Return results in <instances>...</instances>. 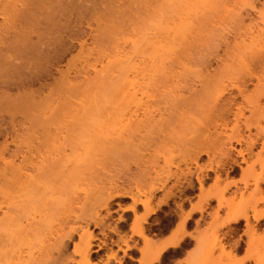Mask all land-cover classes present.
<instances>
[{
    "label": "rangeland",
    "instance_id": "obj_1",
    "mask_svg": "<svg viewBox=\"0 0 264 264\" xmlns=\"http://www.w3.org/2000/svg\"><path fill=\"white\" fill-rule=\"evenodd\" d=\"M168 1L164 0V3L163 0H152V2L150 0H77V9L75 12L72 0H62L60 4L54 1L55 13L53 18L55 26L53 29L55 33L53 36L55 40L66 45V48L69 49L70 46L72 48L69 51L66 49V54L62 56L59 63H57L58 65L54 64L55 69L53 66V68L50 67L54 75L51 76L50 83L55 84H52V88L57 86L58 82L60 83V76L63 75H66V79L72 81L78 75L79 78L77 77V79L79 81L72 85L69 80L70 86L65 81V85L61 87L63 90L65 89L66 94L61 91V93H64V98L62 97L63 100H61L63 112L57 114L61 117L57 116L60 121H58V118V120L56 119V116L50 117L48 115L50 121L55 126H49V131H47L48 135L46 134L48 138L45 141L42 139V144L32 147L33 154H27L26 152L28 151L24 150V145L20 146L17 143L19 149L17 146L16 148L20 150L19 152L23 153L26 151V154L21 153V155L19 153L21 156L18 155V157L22 158L30 155V164L32 163L31 165L34 168L38 166V170H40L39 165H43L42 163L44 161L45 165L48 159H50L48 162L52 160L54 162L59 157L62 158L58 160L59 167L57 168L58 174L56 176L55 173L54 175L47 173L49 176L41 179L39 174L42 171H39L40 173H37V170L33 173L31 172V175L33 174L32 176L36 179L37 177L35 175L38 174L37 176L40 178L37 179V182L41 179L39 180L41 184L38 182L41 187L38 185L40 189H34V191L36 190L34 192V200L37 204L32 205L31 211L27 213L28 219L26 221L34 224L33 226L31 225L32 228H29L30 233H28L27 238H23L27 242L23 243L21 241V243H13L14 241H11L13 243L11 245L8 242L9 238L7 239L5 237L6 235L9 236L8 233H5L9 229L6 228L4 222L5 220L7 222V219L3 218V220L0 218V222L2 223L0 224L2 228H0V264H20L21 262H25L24 264H93L91 254L93 241L96 239V236L94 235L92 226L94 228H101L102 234H104L105 230L115 231V227H110V225L105 223L110 218L113 207L131 210L134 213L131 231L134 235L140 236L147 242V246L140 251L142 258L147 260L149 256H146L147 253L151 254L152 252L155 254L158 250L153 249L148 244V240L143 233L142 223L146 222L147 217L157 212V209L152 205L156 194L163 192L164 197L167 198L177 191L185 197L186 195H193L197 190L200 192L199 203L193 210L200 212L201 216L196 221V225L199 226L201 223H204L205 228L195 237L198 248L188 264H254V261H251L252 258H250V255L253 253L251 247L254 249V238L259 235L262 236L259 233L264 231V221H262L259 227L260 229H257L258 234L252 236L250 229L247 228L243 220H240L238 222L239 224L230 223L228 220L237 212V209L242 210L247 208L244 211H247L248 216H251L252 211L249 207L254 203L255 197H258L260 194V197H264V182L260 183L261 191L259 193H256L253 187V175L261 171L258 169L260 168L257 161L258 155L260 154L259 156H262L263 154L260 160L264 159V151L258 153L261 150L260 146L263 145L261 144L263 139L260 138L262 137L260 134H263L262 132L264 131H261L259 135L258 132H260L259 130H264V99L260 98L261 92L259 94V91L261 90L254 88V83L257 81L254 82V74L251 75L252 78L249 76L253 80H248V76H245L244 73V79L242 77L245 83H249L246 84L247 86L243 85V89L247 87L246 90L249 92H245V95L242 94L249 99H243V95L241 96L237 92V88L235 89L236 85L245 83L241 82L243 80L241 79L240 81L238 77L239 66L235 62L238 51L234 48L233 38L236 37V42H239L240 39L247 37L250 29L254 33L257 27H259L258 29H264V14H262L264 13V0L247 1H251L248 5H252L256 9L254 11L251 10L252 7L250 5V9H248L247 2L245 3L243 1L245 6L241 2L242 0H222L223 4L225 2L227 7L224 9L219 7L222 10L217 9L218 11L200 12L202 10H199V18H203L201 15H204V18L202 19V24L200 22L201 19H199L201 26L198 22L200 29L198 32L196 31V36L198 37L199 35L203 40H197L199 38H195L194 41H190L189 46L184 47V45L181 46L180 44V47L175 49L176 53L174 56L172 55L171 64H169L173 75H170V79L161 80V89L159 87V92L156 91L155 94L153 93V96H156L154 100L158 103L151 102L147 104H153L152 110L157 109L156 114H158V110L161 111L159 112L162 115L161 119L164 116V122L162 120L158 124V128H154L152 132H148L146 129L143 130L144 128L142 129L139 126L141 129L138 127L132 133L130 132L131 134L124 135L125 137L122 140H118L117 143H111L112 139L109 136L111 134L109 133V127L112 128L117 121L115 116L111 117L113 113L104 115L100 119L102 129H106L105 131L109 133V135H106L107 133L105 134V131L102 129L99 128L102 132L96 130V125L91 124L93 121L89 119V114L83 112L87 111L85 110L88 109L87 105L88 107L90 106V97L93 96L92 93L95 88H90L91 82L88 83L86 79L85 82H82V80L84 81V78H82L84 76L83 72L89 69L88 64L94 62L91 64H96L99 69L98 64L100 61L98 60H101V58L105 59L104 57L109 53V50H114L113 47L115 45L120 46V51L123 49H128L129 51L130 49L127 47L131 46V44L128 43V40L138 32L137 29H140L141 32L144 28L148 30L149 25L154 23L151 20L154 18L153 21H156L158 18L155 14L159 15L164 9L162 14L165 16L171 12L169 13L171 14L170 19L176 13L177 15L178 13L182 14L180 10H182L183 6L176 5L175 3V5L172 4L174 1L177 2L176 0H170L169 3L172 5L168 3L170 5L168 6L166 3ZM225 4L224 6H226ZM241 4L245 7H241ZM176 6L182 8H177ZM165 7L169 8L166 9ZM175 7L180 12H176ZM233 8L236 9V12L240 13V19L235 22H231V19H228L231 18L230 15L228 17V13L226 14L224 12L225 9ZM167 10L170 11L168 12ZM185 10L188 11L189 9L187 8ZM75 18L77 19L76 29L73 23ZM147 21L152 23L149 24ZM251 27H254V29ZM75 31L77 33V40L72 39ZM149 33H152V31L150 32L149 30ZM223 34L225 35V39L227 37L228 44L221 41L224 40L220 38ZM138 36L134 37L137 38ZM125 39L128 45L127 43L124 44ZM132 39L134 40V38ZM71 40L74 42L72 43ZM253 65H250V67L255 69L256 72H259L255 75L262 76H259L263 79V82L261 81L262 83L260 84L264 87V62L260 65L263 70L259 67L256 68L255 64ZM77 72L78 74H76ZM240 73L242 74V72ZM89 76L90 78H88L91 79L93 75L91 74ZM235 77L238 78V82L234 80L236 79ZM230 78H232V82L236 81L234 82L235 86L232 83L234 88L232 86L228 87L230 86L228 85ZM250 80L251 82H249ZM63 81L61 82L62 84ZM84 83L89 84V87ZM221 83H224L227 89L225 88L226 92L223 94L224 97H221V100H219L221 102L217 101L216 103L213 99ZM77 84L79 85L78 87L84 84V88L80 87L76 91L75 89H69V87L72 88V86H77ZM261 85L257 86L260 87ZM260 88L262 89V87ZM88 89L93 90L89 92ZM254 89L258 91L256 94ZM55 91L58 90H54V93ZM50 93L51 90L49 93L45 92L48 97ZM252 93L259 96H253ZM56 94H53V97L51 95L50 99L47 98L49 100L48 106L54 103L55 99V102L57 101ZM248 94L249 97H247ZM164 95H167L166 98ZM172 95H182L186 100L184 104L177 105L178 107L174 106L175 108L177 107V109L174 108L175 110H171L173 107L172 104L175 102L169 105L171 108L166 104V101H170L169 99L173 97ZM250 95L255 97L254 100H257L259 97V103L258 101L255 102L262 104L263 109L261 112L260 109L259 111L255 109V113L252 112V107L256 108L255 105L257 103L255 104L251 100L252 97ZM139 97L143 98L141 96ZM143 100L144 102L146 101L144 98ZM247 100H251L255 105L251 107L247 103ZM80 104L84 108L80 107ZM79 108H82L83 111H81L83 113ZM240 108L243 113L242 117L238 115V109ZM77 110L81 114H85V116L79 115L80 113L79 111L77 113ZM33 111L36 112L35 109ZM33 111L31 110L30 114ZM34 115L37 114L34 113L31 117H35ZM86 129L87 133H85ZM97 131L105 134L109 141L105 139L103 134V140L105 139V141L94 139V136H96L94 134H100ZM32 134H35L34 137L39 135L36 132ZM112 137L114 136L112 135ZM249 140L254 141L255 147L253 146L252 152L248 154L245 153V146L247 144L249 145L251 142ZM8 146L13 150L14 147L11 144ZM71 147H73V150ZM35 148L37 149L35 150ZM243 151L244 156L242 158L238 153ZM79 156L81 157L79 158ZM45 158L48 159L46 160ZM72 159H76V161ZM20 160H17L16 164L18 166L22 165ZM42 160L43 162L41 163ZM82 161H85V163L83 162L84 164L81 165L80 163ZM67 162L73 163H70L69 166ZM30 164L29 166H31ZM65 164L69 166H66L69 170L63 169V165L65 167ZM75 164L77 168L75 166L72 168V165ZM79 164L80 167L77 166ZM26 165L23 167H28V163ZM251 168L254 169V172ZM59 170L62 172L60 175ZM251 171L252 173L250 174ZM34 173L36 174L34 175ZM210 173L213 175L212 185L205 189L206 182L211 180ZM223 175L225 176V180L222 179ZM235 178L238 179L236 180ZM2 179L0 177V185L3 181L0 189L3 190V188L10 186V184L4 186V182L6 181L5 178ZM22 179L25 182V179ZM24 182L22 183L25 184ZM21 186L23 187V185ZM10 187L8 188V191H10L8 192V196L6 195L7 189H4L5 196L2 195V190V194L0 192V209H2L0 210V216L7 211L6 214H13L12 217H16V219L19 217V223L22 222L21 224L25 225L27 222L24 220V216H21L23 214L18 212L12 213V211L10 213V206L8 205V209L6 205L10 202V199H13V203L25 200L27 189L21 191L19 189L20 185L19 187ZM251 194H255L254 198ZM9 197L11 198L9 199ZM7 198L8 200H6ZM114 199H117V204L113 205ZM211 200L216 201L215 208L210 207L209 201ZM139 204L146 211L143 217L137 215V206ZM263 204L264 202L258 203L256 209L259 207V209L261 208L260 210H263ZM208 208L210 210L206 212ZM150 211L153 212L152 215H148ZM166 211L168 212L169 210L167 209ZM9 214L6 216L9 217ZM20 217L23 218L20 219ZM30 218L34 220L32 219L31 221ZM119 219L122 220V217H119ZM167 221V216L161 213V222L167 223ZM9 223L8 221L7 227H9ZM224 226H230V229L225 235H222L219 229ZM23 235L21 234L20 237L19 234V237L22 238ZM16 237L19 238L18 236ZM17 238L15 239L18 240ZM225 238L236 239V244H238L236 246L225 245ZM178 241L180 242V240ZM27 244L29 247L26 246ZM124 244L126 245L127 243L124 241ZM239 244H242V247ZM70 245L73 247L71 255L68 254ZM238 250L243 251L241 257L238 256ZM18 256L22 257L21 260L19 259L20 261L17 259ZM29 256H32L31 259ZM76 257H78V260H76ZM114 257V255H110L108 259Z\"/></svg>",
    "mask_w": 264,
    "mask_h": 264
},
{
    "label": "bare ground",
    "instance_id": "obj_2",
    "mask_svg": "<svg viewBox=\"0 0 264 264\" xmlns=\"http://www.w3.org/2000/svg\"><path fill=\"white\" fill-rule=\"evenodd\" d=\"M54 1H56L57 4H60L62 2V0H0V177H1V179L5 178L6 182L8 181L7 184H6V182H4L5 183L4 186L10 184V186L19 187V185H20L19 189H21V191H23V189H24V191L27 189L26 190L27 195L25 194V196H26L25 200H22V201L20 200V202L18 201L19 204H17L18 202L13 203L12 202L13 199H10L11 197H9L10 202L6 205V208H8V205L10 206L9 207L10 213L12 211V213L18 212L20 214H23L21 216H24L25 221H26V219H28L27 213H29L31 211L32 205H34L35 203L37 204V202L34 200V195H35L34 192H36V190H39L40 189L39 187H41L40 186L41 181L39 182V180L44 179L47 176H49L47 173H49V174L51 173L52 175H54V173H55V176H56V174H58L57 168L59 167V165H58L59 161L58 160L61 159L62 157L61 158L59 157L54 162H53V160L48 162V160H50V159L47 158L48 159L47 160L45 158L47 160L46 164L44 165L45 161L43 162V160H42L41 163L43 162L42 163L43 165L38 164L40 166L39 167L40 170H38L37 169L38 166H37V168L36 167L34 168L31 165L32 163L30 164V162H29V160H31L30 155H26L22 158L18 157V155H20L22 152H19L20 150H18L19 148L17 146V143H19L20 146L24 145V147H25L24 150L28 151V152L24 151L23 152L24 154H26V153L27 154L28 153L33 154L32 150H31L32 147H34L35 145L42 144V139L45 141L48 138L47 137V135H48L47 131H49V126L51 127L52 125H54L53 122L50 121V117L56 116V119H57L58 117H60V115H57V114L63 112V110H62L63 106H62L61 100H63L62 97L64 96V93H65L64 90L65 89L63 90V88H61V87H63V85H65V83H66L65 81H67V83L69 84L68 86H70L71 84L73 85V83L76 84L79 81L77 79L78 75H76V78H73L74 81H72L70 79H66V75H63L65 73H63L62 74L63 76L59 75L60 79L62 77L64 78V79L62 78L64 81L61 79L63 81V84L61 83L62 81L59 79V81L62 85L58 82L59 85L57 84V86L53 87L54 88L53 89L52 88L53 83H50L51 82L50 78L53 75L51 72L52 70H50L51 69L50 67L53 66L55 69L54 64L59 63L62 56L64 54H66L65 53L66 49H67V51H69V49L71 50V48H72V46H70L69 49L66 48V45L62 44L58 40H55V37L53 36L55 33L54 29H53L55 26L54 18H53L54 13H55ZM150 1L152 2V0H150ZM169 1L166 3L168 4ZM176 1L178 3L174 1L172 4L175 3L176 5L179 4V5L183 6V8L180 6H176L177 8L178 7L182 8V10L179 9L182 12L177 11V8L175 7L176 12H180L182 14L178 13V15H177V13H176V14H174L175 17H173L174 16L173 15L172 18L170 19L171 14H169V13H171V12H169V11L172 10V8H170L169 11L167 10L169 12V13H167V15L169 14L168 18H167V15L165 16L164 14H162L165 9L159 15L155 14L158 18L156 19V21H153L154 18L151 20L154 23L152 25H149L150 27L148 30H146V28H144L141 32L140 29H137L138 32H136V34L137 33L138 34L137 35L134 34L133 36L131 35L132 38H134V40L130 37H129L130 39L128 38L129 39L128 43L131 44V46L127 47L130 49L129 51H128V49H123L122 51H120L119 50L120 46L114 44L116 46V47L114 46L115 48L113 47L114 50L111 51V49L110 50L108 49L110 54L106 53L107 55L106 56L104 55L105 59H102L100 57L101 60H98V61H100L98 64L99 69H98L96 64H91L94 62H91L88 64L89 69L86 67L88 70H85V72H83L84 76L82 78H84V81L82 80V82H85V79H86L88 81V83L91 82L90 88H94V87L95 88H94V90L90 89V90H93L94 92L92 93L93 96H91V97L88 96L91 98V101H89L91 104L89 107L87 105L88 109H85L87 111H83L82 108H79V110L80 111L82 110L83 112H85V114L86 113L89 114V116H90L89 119L93 121V122L91 121L92 122L91 124L92 125L94 124V126L96 125L97 129H96V127H94V128L96 130L101 131V132L103 129L101 126L102 122L100 121V119L104 115L113 113V115H111V117L115 116L117 121L113 125L112 128L109 127V129H110L109 133H111V134L109 135V133H107L108 131H105L106 130L105 128H104L105 130H103V131H105V134L107 133L106 135H109L111 137V139H112L111 143H113V142L117 143L118 140H122L123 137H125L124 135H129L128 133H130V132L132 133V131L134 129H138L139 126L142 127V129L144 128L143 130L146 129V131H148V132H152L154 130V128L155 129L158 128V124H160L162 122L164 116L161 119L162 115H160V113H159L161 111L158 110V114H156L157 109L152 110L153 104L152 105L151 104L147 105V104L151 103V102L158 103L156 100H154V99H156V96H153V93L155 94V92L159 90V87L161 89L162 83H160V82L167 80V79H170V75L172 74V71H171V68L169 67V64H171L172 55L174 56V54L176 53L175 49L180 47V44H181V46L184 45V47L189 46L191 43L190 41H192V40L194 41L195 38H199L197 40H203L199 37L198 33H197L198 37L196 36V31L197 32L199 31L200 26L202 24V19L204 18V15L203 16L201 15V17H203L202 19L199 18L200 12H203V11H207V12L212 11L213 12L217 9L222 10V8L224 9L225 7H227L225 2H224V4L226 6H224L222 0H219V1L218 0H176ZM221 1H222V3H221ZM243 1L246 3L248 0H242L241 2L244 3ZM76 2H77V0H72V3L74 5V12L77 9ZM163 2H164V0H163ZM250 2H247L246 5H248V3H250ZM245 3H244V5H245ZM77 4H79V3H77ZM169 4H168V6L172 5V4H170V5ZM244 5L241 4V7L246 6V5L245 6ZM249 5H248V7H249ZM171 7H173V6H171ZM219 7H222V8H219ZM250 7H252L251 8L252 11L256 10L252 5H250ZM250 7L248 9H250ZM167 8H169V7H167ZM184 8L185 9L188 8L189 10L187 11ZM184 10H185V13L183 14ZM199 10H202V11L199 12ZM186 11H187V13H186ZM155 12H157V11H155ZM166 12H165V14H166ZM224 12L226 14L228 13L227 14L228 17L230 15L231 18H228V19H231L230 20L231 22L232 21L235 22L236 20L240 19V13L236 12L235 8L225 9ZM205 14L207 15L206 12H205ZM262 14H264V13H262ZM260 16H261V14H260ZM147 17H149V15H147ZM199 19H201L200 20L201 24L199 22ZM147 22H149V21H147ZM152 22H149V24ZM198 22H199L200 26H198L199 25ZM73 23H74V28L76 29L77 28V19L76 18L74 19ZM263 23H264V17H263ZM251 28L254 29V27H251ZM258 28L259 27H257L258 31L255 29L256 30L255 33L252 32L253 31L252 29H250V30L248 29L249 32L250 31L251 32L250 33L248 32L247 37L240 39L239 42H236L237 38L234 37L233 41H234V48H236L238 51L237 59L235 62L237 63V66H239L238 67L239 73L242 72V74L238 73V75H239L238 77L240 78L239 80L241 81V79L244 75L245 76L247 75L248 80H249L252 78L251 75L254 74L253 75L254 76V82L257 80L256 81L257 85H261L260 83L263 82L262 81L263 79H261L262 76L261 75H258V76L255 75L256 73H259V72H256L255 69L250 67V65L255 64L256 68L259 67L261 69L262 67L260 65L264 62V31H263L264 29H258ZM149 30H150V32L152 31V33H149ZM115 35H116V33H115ZM73 36L74 37L72 39L77 40L76 39V37H77L76 31L74 32ZM134 36L135 37L138 36V37L135 38ZM221 36L222 37H220V35H219V37L221 39H224L225 41L221 40V39L220 40L223 43L226 42V44H228L227 43V37L225 39L224 34ZM111 39H113V38H111ZM73 40H71L72 43L74 42ZM130 40H131V42H129ZM126 43H127V41L125 39L124 44H126ZM128 43H127V45H128ZM175 46H177V47H175ZM111 48H112V46H111ZM121 49H122V47H121ZM169 59H170V61H169ZM57 65H56V67H57ZM261 70H263V68ZM181 71H182V69H181ZM181 71H180V73H181ZM257 71H259V70H257ZM183 73H185V72H183ZM243 73H244V75H243ZM76 74H78V72ZM91 74L93 76H91L92 78L89 79L90 78L89 75H91ZM79 75H81V74H79ZM259 76H261V77H259ZM255 77H256V79H255ZM243 79H244V77H243ZM229 80L230 81H229L228 85H230V86H228V87L232 86V88H234V86H235L234 82H236V81L238 82V78L234 79V80H236V81L233 80L234 82H232V78H230ZM251 80H253V79H251ZM251 80L249 82H251ZM245 81H246V78H245ZM241 82L245 83L244 80ZM256 82L254 83V88L255 89L259 88L258 90H261V91H259V94L261 92L260 98L264 99V97H263L264 93L262 94V92H264L263 91L264 87L262 85L260 86V87H262V89H263L262 90L260 87H258L256 85ZM232 83L234 84V86ZM84 84H86V86L88 85V87H89V84H87V83H84ZM246 84H249V83L247 82V83L242 84V85L238 84L239 86L236 85L237 87L235 86V89L237 88L236 90H237V92L240 93L241 96L243 94L245 95V92L246 93L249 92V91L247 92V90H246L247 87L245 89H243V87ZM53 85H55V84H53ZM83 85L80 87L84 88ZM78 86L79 85L77 84V86L74 85V86H72V88L69 87V89L70 90L75 89V91H76V89L80 88ZM225 86L226 85H224V83H221L219 90L216 92L215 98L213 99L214 101H216V103H217V101L221 100L220 99L221 97H224L223 94L226 92L225 90L227 89V87H225ZM48 89L51 90L50 96L52 95V97H53V94L57 93L55 95L57 97V101L55 102L56 99L54 100V103H52L53 105L51 104L52 107H50L51 105H49V106L47 105V104H49L48 99H50V96L48 97L45 94V92L49 93L50 90H48ZM54 90H58V91H55V93H54ZM66 90H67V88H66ZM90 90H89V92H90ZM61 91H63L64 93L63 92L61 93ZM254 92L256 94V92H258V91L255 90ZM85 93H87V92H85ZM44 94L47 97H45ZM92 94H90V95H92ZM255 94H253V96ZM88 95H89V93H88ZM244 95L242 96L243 99L246 98V96L244 97ZM139 96L146 99V101L144 102L143 98H140ZM164 96L166 98L167 95H164ZM172 96L173 97H171V99H169L170 101H168L166 99L168 101V102L166 101V104L168 106L174 102L176 103V104L175 103L172 104L173 107L171 110L177 109V107H178L177 105L184 104L186 101L182 95H177V96L172 95ZM250 96L252 97V95H250ZM257 96H259V95H257ZM52 97H51V99H52ZM56 97H54V98H56ZM247 97H249V94ZM252 98H251V100L255 102V101H258L259 97L257 98V100H254L255 97H252ZM246 99H249V98H246ZM251 100H249V101L247 100L248 101L247 103L252 107V105L254 106L257 102H255V104H254V102H252ZM169 102H171V103H169ZM219 102H221V101H219ZM55 103H57V104L55 105ZM258 103H259V101H258ZM258 103L255 105L256 108L252 107V109H253L252 112H254L255 109L256 110L258 109V111L260 109V112H261L263 107L261 106L262 104H258ZM81 105L82 104H80V107H83ZM174 106H177V107L175 108ZM132 107H134V109H132ZM36 108H37V110H36ZM166 108H168V107H166ZM33 109H35L36 112H34ZM240 109H238V115H240V117H242L243 113L241 112L242 109L241 110ZM31 110L37 114V115H34L35 117H33V118L31 117V115H33L34 113L31 112V114H30ZM73 110H75V109H73ZM79 110H77V113ZM80 111H79V113H80ZM75 112H76V110H75ZM38 114H39V116H38ZM51 114H53V115H51ZM85 114L83 115L80 113L79 115L85 116ZM86 116H88V115H86ZM158 117H160V118L158 119ZM57 120H56V122H57ZM58 121H60V119ZM163 122H164V120H163ZM58 124H60V123H58ZM140 127H139V129H141ZM99 128L102 130H100ZM109 129H107V130H109ZM94 130H93V132H94ZM99 131H97V132H99ZM259 131L260 132H258V135H259V133H261V131H264V130H259ZM35 132L39 134L37 137H34L35 134H32ZM39 132H41V133H39ZM101 132H99L100 134H97V133L94 134V135H96V136H94L95 137L94 139H98V141H105V139L107 140L108 137H106V135L102 133L105 137V139L103 140V135L101 134ZM85 133H87V129H86ZM262 133L263 134H260V135H262V137H260V138L263 139V141L261 142V144H263V145L260 144L261 150H259L258 153H261L262 151H264V132H262ZM97 135H99V136H97ZM112 135L114 137H112ZM100 136H102V137H100ZM107 141H109V140H107ZM249 141H251L250 143L248 142L249 145L245 142L247 144L245 146V153H248V154L252 152V148L255 145L253 143L254 141H252V140H249ZM241 142H243V141L241 140ZM10 144L15 149L13 148V150H12L8 146ZM16 146L18 149L16 148ZM71 148L73 150V147H71ZM36 149L37 148H35V150ZM243 153H244V151L239 152L238 154L243 158V156H244ZM259 155H258L257 161L260 165V168H258V169H259V171L260 170L261 171H260V173L256 172V175L255 174L253 175L254 176L253 187H254V191L256 193L257 192L259 193L261 191L260 190V183L264 182V178H263V175H264V159L260 160V158H262L263 154H262V156H259ZM80 157L81 156H79V158ZM26 158H27L28 162L26 161ZM76 158H78V157H76ZM18 159L19 160L22 159V160H20L22 165L25 162H26V164L28 163V167H26L27 166L26 164H24V165H26L25 167H23L24 165L18 166V164H16ZM53 159L55 160V158H53ZM81 159L83 160V158H81ZM73 161H76V159ZM68 162H67L68 165L70 163L71 164L73 163V162H70V163H68ZM83 162L85 163V161H82V163H80V164L81 165L84 164ZM61 163H64V162H61ZM29 164L31 166H29ZM49 164H50V166H49ZM80 164L77 166L80 167ZM46 165H48V166H46ZM259 165H257V166H259ZM66 166H67L66 164H65V167L63 165V169H67V167H69L70 165L67 167ZM72 166H73L72 168H74V166L76 167V164L72 165ZM60 168H62V167H60ZM36 170H37V173H40L39 171H42L39 174L41 179L38 180V182L40 184L37 182V179L40 178L39 176H37L38 174L35 175L36 173H34V175H35V177H37V179L34 178V176H32L33 174L31 175V172L33 173ZM67 170H69V169H67ZM73 170H75V169H73ZM252 170L254 172V169H252ZM52 171H53V173H52ZM61 173L62 172H60V170H59V175ZM251 173H252V171L250 172V174ZM45 174H47V175H45ZM72 174L74 175V173H72ZM22 178L25 179V182ZM2 180H4V179H2ZM20 180L27 185L24 186L25 184H23ZM20 182H21V184H19ZM1 185H3V181H2ZM21 185H23V187ZM38 185H39V187H38ZM10 186H8V187L6 186V188H3V190L0 189V192H1V190L3 191V194H2V192H1V194L4 195V189H7V191L6 190L5 191L7 192L6 195L8 196V194H9L8 192H10V191H8V188ZM28 188H29V190H28ZM34 189H36V190L34 191ZM254 191H253V193H255ZM251 195H253V194H251ZM251 195H250V197H251ZM260 195H258L259 198L255 197L254 203L252 202L253 204L251 205L252 207L248 206L249 209L251 208L250 210L252 211V213H251L252 215L250 214L251 216H248L249 215L248 212L244 211L247 208H244L242 210L237 209L236 210L237 212H235V214L229 218L230 221L228 220V222L238 223L240 220H243L245 225L247 226V228L250 229L252 236H256L258 234L257 229H260L259 227L261 226L262 221H264V208L262 207L263 210H260L261 208L259 209V207L256 209V205L258 203L264 202V197L263 196L260 197ZM254 196H255V194L253 195V198H254ZM6 200H8V198ZM263 206H264V204H263ZM0 210H2V209H0ZM6 212H5V214L2 213L0 218L7 219V222H6V220L4 222H5L6 228L7 229L9 228L8 229L9 231L7 230L5 233H8V235L11 236V237H9L7 235L5 236L7 239L9 238L8 242L11 243V245L13 243H19V242L21 243V241H23V243L27 242L26 240L24 241L23 238L24 239L27 238L28 233H30L29 228L31 227V225L33 226L34 224L30 221L29 222L26 221L27 223L25 225H22L21 224L22 222L19 223L20 220L18 221L19 217L16 219V217H12L13 214L11 215L9 213L8 214L10 216L8 217V216H6V215H8V214H6ZM22 212H25V213H22ZM25 214L27 217L25 216ZM152 214H153V212H151V211L148 213V215H152ZM21 218H23V217H20V219ZM14 219L17 221L15 222ZM32 219H31V221H32ZM8 221L10 222L9 227H7ZM0 224H2V223L0 222ZM0 228H1V226H0ZM15 233H16V236H18V237H19V234H20V237H21V234L22 235L24 234V235L22 236V238H20V237L17 238L15 236ZM263 233H264V231L262 233L260 232L259 234H262V236L259 235V236H256V238H254V241L256 244L254 242H253L254 244L252 243L253 246L254 245L255 246H254V249H253V247H251V250H253L252 251L253 253L252 252L251 253L253 255L251 254L252 256L250 255V258H252L251 261H254V264H264V236H263ZM25 234H26V236H25ZM14 237L17 238L18 240H16ZM28 240H29V237H28ZM11 241L12 242L14 241V242L12 243ZM179 243H180L179 241L171 242L170 245L172 247H178ZM29 245H30V243H29ZM29 245L27 244L26 246L29 247ZM170 245L168 244V245L163 246V248L159 249L155 254L152 252H151V254L147 253L146 256H148V255L149 256L147 258L148 261L145 264H157V263H159L162 255L165 253L166 246H170ZM29 251H30V249H29ZM31 257H30V259H31ZM17 259L21 260L22 257L18 256ZM24 263L25 262H21L20 264H24Z\"/></svg>",
    "mask_w": 264,
    "mask_h": 264
},
{
    "label": "crops",
    "instance_id": "obj_3",
    "mask_svg": "<svg viewBox=\"0 0 264 264\" xmlns=\"http://www.w3.org/2000/svg\"><path fill=\"white\" fill-rule=\"evenodd\" d=\"M210 181L206 182L205 189L212 185L213 175L210 173ZM225 180V176H222ZM236 180L238 178H235ZM200 192L197 190L193 195L185 197L179 192L172 196L164 197L163 192L156 194L152 205L157 212L146 218L142 223L143 233L148 240V244L155 250L170 245L171 242L180 240L178 247L166 246L165 253L157 264H188L198 248L195 237L205 228L204 223L199 226L196 221L201 213L194 207L199 203ZM210 207H216V201L211 200ZM117 204L114 199L113 205ZM169 210L168 212L166 210ZM210 208L206 212H209ZM146 211L142 205L137 206V215L143 217ZM161 213L167 216V223L161 222ZM223 216V213H222ZM122 217V220L119 219ZM134 221V213L131 210L113 207L111 216L105 222L110 227H115V231L105 230L102 234L101 228H94L96 239L93 241L92 263L93 264H145L146 259L142 258L141 250L147 246V242L138 235H134L131 227ZM230 226H224L219 229L222 235H225ZM124 241L127 243L124 244ZM225 245L236 246V239H224ZM242 247V244H239ZM72 245L69 247L68 254L71 255ZM238 256L243 255V251H237ZM114 255V258H109ZM78 260V257H76Z\"/></svg>",
    "mask_w": 264,
    "mask_h": 264
}]
</instances>
